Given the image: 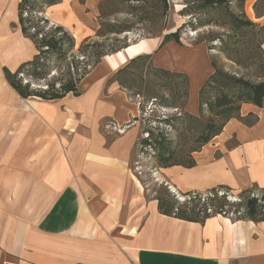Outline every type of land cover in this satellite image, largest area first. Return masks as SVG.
I'll list each match as a JSON object with an SVG mask.
<instances>
[{"label":"crops","instance_id":"obj_1","mask_svg":"<svg viewBox=\"0 0 264 264\" xmlns=\"http://www.w3.org/2000/svg\"><path fill=\"white\" fill-rule=\"evenodd\" d=\"M19 1L0 0V264H264V223L162 215L132 171L140 107L118 75L129 61L152 54L158 39L104 58L107 69H92L78 97L21 99L3 74L36 53L18 26ZM99 1L63 0L46 16L54 14L58 22L47 16L51 24L65 30L83 27ZM258 1L244 0L249 20ZM260 48L264 53V41ZM189 53L170 67L189 77L194 95L212 69L206 60L196 67L197 52ZM162 59L155 64L167 68ZM237 115L192 154V168L158 175L182 193L264 189V102L243 103Z\"/></svg>","mask_w":264,"mask_h":264},{"label":"rangeland","instance_id":"obj_2","mask_svg":"<svg viewBox=\"0 0 264 264\" xmlns=\"http://www.w3.org/2000/svg\"><path fill=\"white\" fill-rule=\"evenodd\" d=\"M166 1L168 10L156 18L152 13L155 0H100L86 26L65 28L73 35L76 47L85 38L99 40L97 31L101 23L129 27L130 31L118 38L125 36L129 45L158 39V46L153 53L129 61L118 79L140 107L136 121L140 134L132 160V171L148 196L153 197L155 192L165 188L174 195V199L182 201L183 193L176 191L158 175L162 169L158 157L161 152H165L164 156L172 155L170 163L187 165L193 151L199 150L201 139L211 133L210 127H219L228 118L236 117V108L244 103L239 96L242 91L235 87L232 89L230 79L252 85L264 82V53L260 48L264 41V19L253 20L264 13V0H259L249 14L255 26L239 29L229 13L238 18L243 13L249 19L242 0H225L219 9H199L202 0ZM47 16L52 22H58L54 14ZM180 27L179 45L168 42L158 48L165 35ZM160 28H163L162 31H159ZM114 36L107 34L103 39L108 44V39H114ZM169 47H173L171 52L168 51ZM191 50L197 52L193 56L196 67L203 66L202 62L206 60L212 69L211 75L217 72V80L205 90V98L213 102V98L227 95L233 105L230 111L218 112L213 106L210 108V104H203L200 108L199 91L211 75L198 87L194 96L189 77L171 70V64L174 65V61L180 60L182 55H189ZM161 56L164 57L162 61H169L166 63L170 64L167 68L155 64L154 61ZM97 66L107 69L104 58ZM240 192L232 190L228 200L238 202ZM226 217L236 219L237 214L229 207Z\"/></svg>","mask_w":264,"mask_h":264},{"label":"trees","instance_id":"obj_3","mask_svg":"<svg viewBox=\"0 0 264 264\" xmlns=\"http://www.w3.org/2000/svg\"><path fill=\"white\" fill-rule=\"evenodd\" d=\"M62 1L20 0L18 3V26L20 32L24 38L32 42L36 53L30 61L22 63L14 72L3 68V74L8 85L21 99L37 98L44 101H53L62 99L66 95L78 97L80 95L79 84L89 72L103 58L116 54L129 46L125 36L118 39L121 34L130 31L129 27L101 23L97 31L99 40L91 41L90 38H85L76 47V41L72 34L62 26L51 24L46 16L48 8L60 4ZM155 1L152 13L154 17L160 18L168 10L167 1ZM224 2L225 0H202L203 5L201 4L199 9H219ZM241 2L243 3L244 0ZM134 10L137 11V8H134ZM229 16L233 19L238 29L255 26L243 13H241L240 18L230 13ZM181 28L165 35L158 48L168 42L179 45ZM162 29L160 28L159 31H162ZM107 34L116 35L113 37L114 39H108L110 40L108 44V41L103 39ZM216 80L217 72L211 75L200 89V108H202L203 104H210V108L214 107L218 112L226 113L233 108L232 101L227 95H223L222 98H213V102L205 98V90L210 84L215 83ZM230 80L233 83L232 89L235 87L242 91L239 96L244 100V103H251L257 107L262 106L264 102V82L252 85L241 80ZM239 107L236 108L237 113ZM230 119L228 118L226 122ZM226 122L219 127H210L211 133L201 139L199 150L221 133ZM205 130H207V127ZM164 153L161 152L158 157L163 169L172 166H183L185 168L194 166L192 158L189 159L187 165L170 163L172 155L167 154V156H164ZM231 191L226 186H217L205 193L185 192L181 194L183 200L179 201L174 199V195L167 189L162 188L161 191L155 192L153 198L157 202V209L160 214L186 222L203 223L204 220L212 215L226 217L227 209L231 207L237 214L235 220L264 223V189L253 186L243 190L240 192V199L236 203L228 200ZM241 197L244 198L242 199Z\"/></svg>","mask_w":264,"mask_h":264},{"label":"built area","instance_id":"obj_4","mask_svg":"<svg viewBox=\"0 0 264 264\" xmlns=\"http://www.w3.org/2000/svg\"><path fill=\"white\" fill-rule=\"evenodd\" d=\"M138 105H139V103H138ZM121 132H122V130H120Z\"/></svg>","mask_w":264,"mask_h":264},{"label":"water","instance_id":"obj_5","mask_svg":"<svg viewBox=\"0 0 264 264\" xmlns=\"http://www.w3.org/2000/svg\"><path fill=\"white\" fill-rule=\"evenodd\" d=\"M127 49V48H126ZM125 50V49H124Z\"/></svg>","mask_w":264,"mask_h":264}]
</instances>
